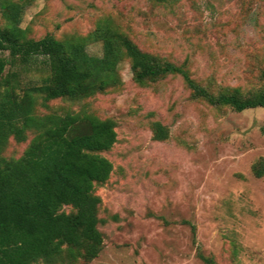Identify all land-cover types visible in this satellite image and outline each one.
<instances>
[{"label":"rangeland","instance_id":"rangeland-1","mask_svg":"<svg viewBox=\"0 0 264 264\" xmlns=\"http://www.w3.org/2000/svg\"><path fill=\"white\" fill-rule=\"evenodd\" d=\"M104 20L143 51L184 64L215 94L263 85L264 0H35L22 27L35 39H61L86 36ZM87 49L105 53L102 41ZM114 62L117 87L47 105L38 100V114H93L113 119L117 131L103 152L111 175L94 188L102 250L92 260L66 250L56 263L206 264L202 252L217 264H264V107L212 106L181 75L139 83L129 58ZM10 70L19 71L26 87L42 81L48 66L38 56ZM156 122L168 129L166 140L155 137ZM34 135L23 142L11 137L3 155L22 157Z\"/></svg>","mask_w":264,"mask_h":264},{"label":"trees","instance_id":"trees-1","mask_svg":"<svg viewBox=\"0 0 264 264\" xmlns=\"http://www.w3.org/2000/svg\"><path fill=\"white\" fill-rule=\"evenodd\" d=\"M33 1L0 0L5 20L0 26V53H9L8 57L0 55V264H57L66 250L75 257L84 251L92 260L104 243L99 229L101 198L94 188L107 181L113 170L103 152L117 141L115 121L87 113L38 114V100L47 105L52 100L82 99L117 87L120 78L114 61L127 57L139 83L181 75L196 97L241 112L264 107V70L260 74L263 85L258 89L244 92L234 88L215 94L198 83L184 64L143 51L105 20L86 36L30 37L22 22ZM91 41L104 43L103 56L88 51ZM38 56L48 66L42 81L22 87L19 71L6 74L9 65L26 64ZM154 130L159 140L169 137L160 122L154 123ZM31 131L35 135L22 157L3 155L11 137L23 142ZM262 169H255L259 176ZM66 205L74 210L63 211ZM198 255L206 264H217L202 252Z\"/></svg>","mask_w":264,"mask_h":264}]
</instances>
